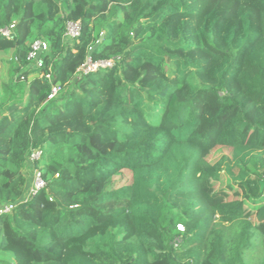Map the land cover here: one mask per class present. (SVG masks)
<instances>
[{
	"label": "trees",
	"instance_id": "1",
	"mask_svg": "<svg viewBox=\"0 0 264 264\" xmlns=\"http://www.w3.org/2000/svg\"><path fill=\"white\" fill-rule=\"evenodd\" d=\"M68 21L80 25L71 45ZM12 24L0 35L11 53L0 207L14 208L0 214V253L12 264H264L245 258L257 244L264 253V0H0V29ZM37 39L49 50L33 69ZM88 58L113 66L79 76ZM33 170L45 186L26 197ZM123 171L131 181L116 188Z\"/></svg>",
	"mask_w": 264,
	"mask_h": 264
},
{
	"label": "built area",
	"instance_id": "2",
	"mask_svg": "<svg viewBox=\"0 0 264 264\" xmlns=\"http://www.w3.org/2000/svg\"><path fill=\"white\" fill-rule=\"evenodd\" d=\"M14 24L9 27L0 29V35L3 37H10L13 34ZM80 36V25L77 22L68 21L65 26L64 41L65 43L71 45L76 39ZM49 50V45L43 39L34 40L30 44V51L28 53L27 59L30 61V64L33 69H39L42 67L43 63L40 58L42 54ZM113 62L108 61H97L92 62L89 58L85 63L77 70V74L87 75L88 73L96 72L99 69L111 68ZM43 75H40V77ZM45 78L50 80V74L45 75ZM60 87L57 85L51 86L50 94L48 95V100L53 99L59 92ZM41 151L39 149H34L30 152L28 160L30 163L38 160L41 157ZM45 186V182L41 176V173L38 170H33V179L32 185L29 190L28 196L35 194L38 190L42 189ZM14 208V205L8 204L0 207V214L9 213ZM179 231H183L182 225H177Z\"/></svg>",
	"mask_w": 264,
	"mask_h": 264
},
{
	"label": "rangeland",
	"instance_id": "3",
	"mask_svg": "<svg viewBox=\"0 0 264 264\" xmlns=\"http://www.w3.org/2000/svg\"><path fill=\"white\" fill-rule=\"evenodd\" d=\"M11 59V53L0 54V82H5L7 80V75L9 72V61ZM114 186L116 188L121 187L122 185L128 184L131 181V174L128 171H123L117 174L114 178ZM32 183V182H31ZM31 186V185H30ZM28 193H25V196L28 197ZM264 257V253L259 244L246 253V260L251 263L259 262ZM0 261L5 263L12 264V257L10 254L0 253Z\"/></svg>",
	"mask_w": 264,
	"mask_h": 264
},
{
	"label": "water",
	"instance_id": "4",
	"mask_svg": "<svg viewBox=\"0 0 264 264\" xmlns=\"http://www.w3.org/2000/svg\"><path fill=\"white\" fill-rule=\"evenodd\" d=\"M102 39H103V36L101 35V37L99 38V41L95 44V46H93L90 49L88 56H90L92 54V52L97 48V46L99 45L100 41H102ZM263 187H264V183L260 182V191L262 190Z\"/></svg>",
	"mask_w": 264,
	"mask_h": 264
}]
</instances>
